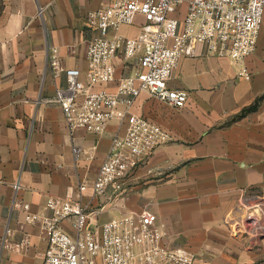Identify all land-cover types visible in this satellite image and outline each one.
Returning a JSON list of instances; mask_svg holds the SVG:
<instances>
[{
    "label": "crops",
    "instance_id": "crops-1",
    "mask_svg": "<svg viewBox=\"0 0 264 264\" xmlns=\"http://www.w3.org/2000/svg\"><path fill=\"white\" fill-rule=\"evenodd\" d=\"M107 2L0 0V264L42 263L47 237L25 218L52 215L49 196L80 203L94 227L148 209L166 246L204 264L264 261V237L241 221L246 211L264 209V24L256 50L241 61L205 47L180 59L168 85L188 92L184 107L139 95L131 112L159 125L167 139L118 189L98 195L92 183L126 121L115 117L102 133L72 132L52 100L67 85L66 69H80L88 83L87 17ZM144 23L139 16L111 35L136 37ZM113 62L117 79L137 68L135 60ZM62 227L74 234L69 221ZM24 238L28 246H15Z\"/></svg>",
    "mask_w": 264,
    "mask_h": 264
},
{
    "label": "built area",
    "instance_id": "built-area-1",
    "mask_svg": "<svg viewBox=\"0 0 264 264\" xmlns=\"http://www.w3.org/2000/svg\"><path fill=\"white\" fill-rule=\"evenodd\" d=\"M185 5L184 16L181 7ZM145 23L136 37L111 35L124 25ZM92 37L86 55L90 64L88 83L78 68L66 69L67 85L57 88L53 102L64 113L70 130L83 127L102 133L109 121H126L123 135L113 137L107 159L92 183L96 194L118 189L136 166L152 156L167 139L165 131L144 116L131 112L143 91L172 105L184 107L188 92L168 85L180 59L207 53L241 61L252 54L264 24V0H108L87 17ZM137 61L136 71L117 79L114 60ZM116 83L115 90L108 85ZM125 106L123 112L119 107ZM78 155L80 149L74 146ZM16 191L20 184L14 185ZM87 185H81L85 191ZM52 215L30 213L28 223L38 224L48 240L41 264H194L192 256L164 244L157 215L143 210L94 227L90 214L81 206L49 196ZM69 221L74 234L62 227ZM246 230L264 237V209L257 207L241 216ZM28 238L15 246L25 248ZM257 264H264L260 261Z\"/></svg>",
    "mask_w": 264,
    "mask_h": 264
},
{
    "label": "rangeland",
    "instance_id": "rangeland-1",
    "mask_svg": "<svg viewBox=\"0 0 264 264\" xmlns=\"http://www.w3.org/2000/svg\"><path fill=\"white\" fill-rule=\"evenodd\" d=\"M0 9H1V4H0ZM181 13H180V15H178V16H184V14H185V11H186V6L185 5H183L182 7H181ZM195 262H194V264H204L203 263V259H195L194 260ZM206 262H208L207 260H206ZM257 262H260V261H257ZM218 264V263H217Z\"/></svg>",
    "mask_w": 264,
    "mask_h": 264
}]
</instances>
